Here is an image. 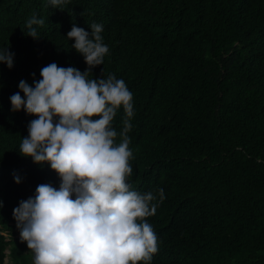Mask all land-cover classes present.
I'll list each match as a JSON object with an SVG mask.
<instances>
[{"label":"trees","instance_id":"16d2710c","mask_svg":"<svg viewBox=\"0 0 264 264\" xmlns=\"http://www.w3.org/2000/svg\"><path fill=\"white\" fill-rule=\"evenodd\" d=\"M34 14L39 40L26 35ZM93 23L109 52L89 79L115 75L133 95L127 182L156 195L150 264H264V0H0V51L14 53L0 64V231L13 234L14 208L38 185L61 183L20 154L37 117L10 97L51 63L85 71L67 33ZM125 118L121 106L118 133ZM5 244L0 234V256ZM26 246L12 239L15 263L29 262Z\"/></svg>","mask_w":264,"mask_h":264},{"label":"clouds","instance_id":"9594fccd","mask_svg":"<svg viewBox=\"0 0 264 264\" xmlns=\"http://www.w3.org/2000/svg\"><path fill=\"white\" fill-rule=\"evenodd\" d=\"M68 2L50 0L60 10ZM26 23V35L39 40L34 25L42 26L44 20L34 14ZM90 28L89 33L73 24L67 33L88 65L85 71L51 63L40 70L42 79L34 81V87L19 82L23 97L20 92L10 97L13 112L24 110L37 117L28 125L20 154L50 165L61 183L59 189L38 185L34 197L14 208L13 234L0 231L6 243L2 264H150L158 251L157 236L146 220L156 213V195L132 190L127 182L133 172L127 135L133 95L115 75L89 79L109 52L103 25L93 23ZM0 64L14 66L9 48L0 51ZM121 106L126 118L118 133L113 121ZM14 179L21 183L18 175ZM159 196L162 201L163 189ZM12 239L27 243L23 252L30 255L28 263H15Z\"/></svg>","mask_w":264,"mask_h":264},{"label":"rangeland","instance_id":"374dc122","mask_svg":"<svg viewBox=\"0 0 264 264\" xmlns=\"http://www.w3.org/2000/svg\"><path fill=\"white\" fill-rule=\"evenodd\" d=\"M8 264H11V263H8Z\"/></svg>","mask_w":264,"mask_h":264}]
</instances>
